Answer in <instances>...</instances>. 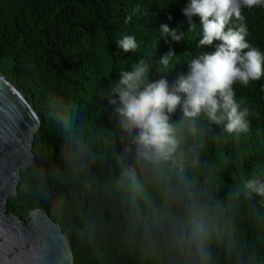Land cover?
Returning a JSON list of instances; mask_svg holds the SVG:
<instances>
[{
    "label": "clouds",
    "instance_id": "9594fccd",
    "mask_svg": "<svg viewBox=\"0 0 264 264\" xmlns=\"http://www.w3.org/2000/svg\"><path fill=\"white\" fill-rule=\"evenodd\" d=\"M256 6L264 0H188L182 15L190 29L199 18L198 47L213 50L192 58L172 78H153L150 58L120 71L108 104L123 147L111 160L96 150L71 109L51 103L64 139L62 169L54 176L67 194L69 226L101 264L118 250L139 264H254L256 253L240 242L239 206L246 202L255 214L264 203V178L243 179L221 195L202 159L197 128L203 117L229 135L249 131L250 113L236 100L234 85L264 76V53L247 42L243 24H229L243 20L242 8ZM131 20L129 15L124 22ZM159 31L165 43L184 36L168 24ZM118 47L135 51L136 38L125 35ZM175 56L169 46L159 64L168 69ZM114 139L112 134L105 143Z\"/></svg>",
    "mask_w": 264,
    "mask_h": 264
},
{
    "label": "trees",
    "instance_id": "16d2710c",
    "mask_svg": "<svg viewBox=\"0 0 264 264\" xmlns=\"http://www.w3.org/2000/svg\"><path fill=\"white\" fill-rule=\"evenodd\" d=\"M188 0H0V71L26 98L43 125L32 153L36 169L21 174L20 199L8 202V213L25 220L35 210L45 211L68 237L75 264H101L91 250L79 243L69 226L64 201L67 194L56 183L62 169L64 139L51 116V103L71 109L83 123L100 153L121 151L116 117L108 104L111 84L121 70L144 58L151 61L153 78L175 77L192 58L213 49L198 47L202 36L199 18L190 29L181 9ZM131 15L130 23L125 19ZM243 20L233 18L229 27L247 29V42L264 53V6L242 8ZM171 17V19H169ZM161 24L184 33L179 43L164 42ZM134 36L137 49L125 53L118 47L123 36ZM176 50L168 69L159 64L162 52ZM175 71V72H174ZM236 100L249 110V131L227 134L205 118L197 128L203 144L202 159L221 195L243 179L264 178V76L248 86L234 85ZM177 114L174 119H178ZM114 142L105 143V138ZM260 198H257L259 200ZM240 242L254 251V264H264V203L255 214L240 203ZM107 264H139L127 250L114 252Z\"/></svg>",
    "mask_w": 264,
    "mask_h": 264
},
{
    "label": "water",
    "instance_id": "95a60500",
    "mask_svg": "<svg viewBox=\"0 0 264 264\" xmlns=\"http://www.w3.org/2000/svg\"><path fill=\"white\" fill-rule=\"evenodd\" d=\"M43 125L23 94L0 71V264H75L71 243L43 210L26 220L8 213L20 199L21 174L36 169L32 153Z\"/></svg>",
    "mask_w": 264,
    "mask_h": 264
},
{
    "label": "rangeland",
    "instance_id": "374dc122",
    "mask_svg": "<svg viewBox=\"0 0 264 264\" xmlns=\"http://www.w3.org/2000/svg\"><path fill=\"white\" fill-rule=\"evenodd\" d=\"M26 220V219H25Z\"/></svg>",
    "mask_w": 264,
    "mask_h": 264
}]
</instances>
